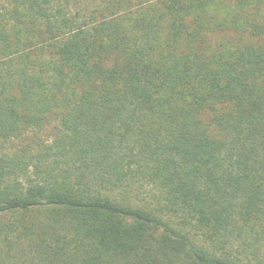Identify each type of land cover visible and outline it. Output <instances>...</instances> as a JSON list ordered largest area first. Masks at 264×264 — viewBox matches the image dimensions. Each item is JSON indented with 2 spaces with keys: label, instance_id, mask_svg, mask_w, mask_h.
<instances>
[{
  "label": "trees",
  "instance_id": "16d2710c",
  "mask_svg": "<svg viewBox=\"0 0 264 264\" xmlns=\"http://www.w3.org/2000/svg\"><path fill=\"white\" fill-rule=\"evenodd\" d=\"M0 264H264V0H0Z\"/></svg>",
  "mask_w": 264,
  "mask_h": 264
}]
</instances>
